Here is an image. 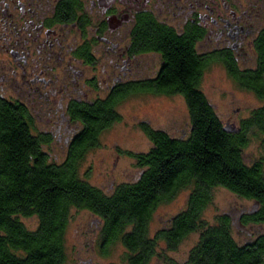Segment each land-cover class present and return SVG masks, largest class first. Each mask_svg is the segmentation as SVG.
Listing matches in <instances>:
<instances>
[{
	"label": "trees",
	"instance_id": "trees-1",
	"mask_svg": "<svg viewBox=\"0 0 264 264\" xmlns=\"http://www.w3.org/2000/svg\"><path fill=\"white\" fill-rule=\"evenodd\" d=\"M262 37L256 68L239 71L233 63L226 65L234 81L264 101ZM168 57L169 73L161 92L184 97L190 131L176 138L144 125L152 147L131 155L145 171L137 182L117 185L110 193L84 181L78 166L98 145L99 133L121 120L113 105L94 110L102 117L100 123L89 122L85 129L89 138L82 146L75 143L59 162L44 150L49 142L34 135L27 109L0 98V264H65L73 209L88 210L98 218L102 254L122 242L127 264H148L160 242L175 250L191 234L199 238L187 260L171 264H264V233L242 243L233 236L229 215L213 224L203 216L213 189L223 187L258 204L240 220L242 226L264 225V159L250 165L244 159L249 133L264 135V105L240 127L224 124L200 88L204 72L214 61L193 55L187 46ZM181 189L191 190L185 208L151 238L149 223L156 207ZM30 219L34 229L25 224Z\"/></svg>",
	"mask_w": 264,
	"mask_h": 264
},
{
	"label": "flooded vegetation",
	"instance_id": "flooded-vegetation-1",
	"mask_svg": "<svg viewBox=\"0 0 264 264\" xmlns=\"http://www.w3.org/2000/svg\"><path fill=\"white\" fill-rule=\"evenodd\" d=\"M263 34L264 0H0V98L27 109L44 150L61 145L66 158L102 120L94 110L183 97L161 92L172 52L187 46L230 77L226 64L256 68ZM133 159L129 183L145 171Z\"/></svg>",
	"mask_w": 264,
	"mask_h": 264
},
{
	"label": "rangeland",
	"instance_id": "rangeland-1",
	"mask_svg": "<svg viewBox=\"0 0 264 264\" xmlns=\"http://www.w3.org/2000/svg\"><path fill=\"white\" fill-rule=\"evenodd\" d=\"M200 50V49H199ZM252 62L242 65L252 66ZM200 88L208 101L216 109L222 123L240 127L248 119L253 110L264 105V101L248 89L241 87L218 63L211 64L204 72ZM136 101V102H135ZM121 120L101 133L98 145L88 150L78 166L79 176L89 184L110 193L113 186L129 183L136 179L138 168L133 158L123 154L119 160V151L147 152L152 144L149 138L137 129L139 121H146L155 130L166 132L172 137H185L190 131L188 106L183 97L152 98L138 97L137 100H126L117 108ZM249 142L244 149L247 164L264 159V135L251 131ZM51 148V149H50ZM48 150L53 159L59 162L65 158V148L55 143ZM113 168V165H115ZM191 190L181 189L169 201L158 205L149 223V235L154 237L170 219L180 213L186 206ZM255 203L242 198L231 191L216 187L212 191V201L204 211V218L211 224L220 216L229 215L233 226L232 232L239 242H247L251 238L264 233V225H245L240 222L244 213L254 209ZM25 224L35 228L32 219ZM101 223L88 210L73 209L71 220L66 231L65 264H127L124 260L126 249L117 241L102 254L103 239ZM149 236V237H150ZM199 235L191 234L184 239L175 250H169L165 243L156 247L157 254L148 264L183 263L190 251L198 242Z\"/></svg>",
	"mask_w": 264,
	"mask_h": 264
},
{
	"label": "water",
	"instance_id": "water-1",
	"mask_svg": "<svg viewBox=\"0 0 264 264\" xmlns=\"http://www.w3.org/2000/svg\"><path fill=\"white\" fill-rule=\"evenodd\" d=\"M258 204H256L255 206H254V208L257 206Z\"/></svg>",
	"mask_w": 264,
	"mask_h": 264
}]
</instances>
